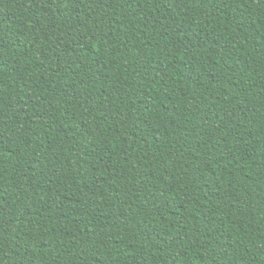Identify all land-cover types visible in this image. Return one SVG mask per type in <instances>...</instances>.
<instances>
[{
    "label": "trees",
    "instance_id": "trees-1",
    "mask_svg": "<svg viewBox=\"0 0 264 264\" xmlns=\"http://www.w3.org/2000/svg\"><path fill=\"white\" fill-rule=\"evenodd\" d=\"M0 264H264V0H0Z\"/></svg>",
    "mask_w": 264,
    "mask_h": 264
}]
</instances>
